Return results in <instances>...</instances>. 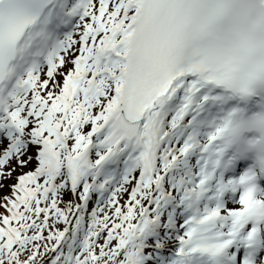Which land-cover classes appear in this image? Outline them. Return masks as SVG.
Returning a JSON list of instances; mask_svg holds the SVG:
<instances>
[{
  "label": "snow or ice",
  "instance_id": "6c2138e0",
  "mask_svg": "<svg viewBox=\"0 0 264 264\" xmlns=\"http://www.w3.org/2000/svg\"><path fill=\"white\" fill-rule=\"evenodd\" d=\"M0 264H264V0H0Z\"/></svg>",
  "mask_w": 264,
  "mask_h": 264
}]
</instances>
